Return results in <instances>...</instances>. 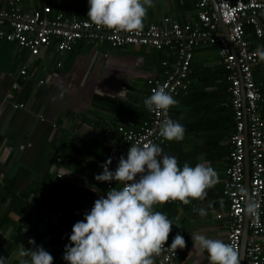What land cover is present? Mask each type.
<instances>
[{
	"label": "crops",
	"instance_id": "1",
	"mask_svg": "<svg viewBox=\"0 0 264 264\" xmlns=\"http://www.w3.org/2000/svg\"><path fill=\"white\" fill-rule=\"evenodd\" d=\"M8 1L0 0V8H6ZM55 2L63 9L54 10ZM47 4L52 15L88 20L87 0L19 2L25 11ZM67 5L69 14H65ZM195 16L193 0H153L144 28L164 18L182 24ZM244 35L251 48L264 47L250 27ZM174 59L168 49L111 48L83 41L61 55L51 44L32 57L24 47L0 39V256L7 264H19L17 246L32 248L30 239L53 256V264H66L62 257L72 226L107 193L94 177L102 173L108 147L117 141L115 127L146 121L147 80L163 78ZM20 69L25 71L23 77L18 75ZM252 73L261 95L258 112L264 123V61L258 58ZM224 76L217 47L196 46L188 94L176 97L178 104L170 111V118L185 128V136L179 142L165 141L163 151L175 156L181 167L185 162L193 167L207 162L219 178L203 201L155 206L173 221L169 236L179 233L186 241L187 246L178 249L176 264H209L207 252L201 254L193 247V233L227 243L228 202L222 182L233 117ZM14 81L19 82L17 91L10 90ZM15 104L23 106L14 109ZM201 207L207 211L204 217L196 211ZM259 243L264 264V233Z\"/></svg>",
	"mask_w": 264,
	"mask_h": 264
},
{
	"label": "built area",
	"instance_id": "2",
	"mask_svg": "<svg viewBox=\"0 0 264 264\" xmlns=\"http://www.w3.org/2000/svg\"><path fill=\"white\" fill-rule=\"evenodd\" d=\"M193 1L196 8L194 20L180 24L164 18L161 23L147 25L138 33H129L98 27L91 24L89 19L75 20L60 14L52 15L48 4L25 11L19 5L20 0H10L6 8H0V39L24 47L32 57L41 54L51 44L55 53L61 55L70 51L78 41L89 45L105 44L111 48L132 46L171 50L175 59L170 70H165L161 79L147 80V86L148 97L152 89L166 86V91L173 98L178 93L187 92L193 49L198 45L216 46L225 72L228 107L233 117L232 134L228 140L230 149L222 182V194L228 202L226 241L239 254L245 203L244 155L247 154L248 202L258 205L259 218L257 220L248 215L242 264H262L259 240L264 233V123L258 112L261 95L252 73L258 56L254 55L256 49L249 46L244 31L250 27L256 40L264 42V3L260 0H214V13L209 0ZM216 16L226 26L227 36L223 34ZM161 65L165 67L166 61H162ZM24 74V69H20L18 75L23 77ZM18 89L19 82H12L10 90ZM22 106L15 104L12 107L16 109ZM170 111L171 108L166 113L148 111V121L137 126L132 122H128L127 126H116L117 141L108 147V159L111 158L114 165L109 170H115L121 156L127 158V150L133 144L142 146L152 142L164 146L166 140L159 136V128L163 120L170 118ZM109 131L106 130V134ZM101 183L106 191L115 185L123 187L114 181ZM177 202L170 201L167 204ZM173 238L169 236L166 248L156 257L155 264L177 263L178 249L170 248Z\"/></svg>",
	"mask_w": 264,
	"mask_h": 264
},
{
	"label": "clouds",
	"instance_id": "3",
	"mask_svg": "<svg viewBox=\"0 0 264 264\" xmlns=\"http://www.w3.org/2000/svg\"><path fill=\"white\" fill-rule=\"evenodd\" d=\"M87 3L91 24L129 33L143 30L148 9L153 6V0H87ZM254 55L264 61V47L258 46ZM143 103L150 112L166 113L178 101L166 91V86H158ZM159 136L169 142H179L184 139L185 128L168 118L161 123ZM111 163L109 158L102 164V173L94 179L114 181L123 187L109 189L72 226L62 257L66 264H155L156 257L166 248L173 227V221L165 213L156 211L155 206L170 201L184 205L193 200L203 201L208 190L219 182L218 173L207 162L196 163L194 167L185 162L181 167L175 156L166 154L152 142L130 146L127 158L121 156L114 171L109 170ZM196 211L201 217L207 215L203 207ZM245 212L258 220L255 202H248ZM11 233L9 228L8 234ZM191 239L201 254L207 252L209 264H239L238 251L232 244L200 233H193ZM28 243L33 247L17 246L19 264H53V256L42 246H35L34 239ZM186 246L184 237L178 233L170 248L177 250ZM0 264H7L5 257L0 256Z\"/></svg>",
	"mask_w": 264,
	"mask_h": 264
},
{
	"label": "water",
	"instance_id": "4",
	"mask_svg": "<svg viewBox=\"0 0 264 264\" xmlns=\"http://www.w3.org/2000/svg\"><path fill=\"white\" fill-rule=\"evenodd\" d=\"M212 4V10L214 13H216V7L214 0H210ZM218 20V24L220 25V28L225 36H227V28L226 26H223L216 16ZM246 146V144H245ZM244 194H245V203H244V213H243V226H242V233H241V245H240V251H239V264H242L243 262V253H244V247L246 242V236H247V220L248 215L245 212L246 204L248 203V165H247V154L244 155Z\"/></svg>",
	"mask_w": 264,
	"mask_h": 264
},
{
	"label": "trees",
	"instance_id": "5",
	"mask_svg": "<svg viewBox=\"0 0 264 264\" xmlns=\"http://www.w3.org/2000/svg\"><path fill=\"white\" fill-rule=\"evenodd\" d=\"M65 8H66V12H65V14H66V13L69 14V13H70V7H69V5L65 6ZM60 9H63V5H62V4H56V2H55L54 10H58V11H59ZM156 51H162V49H161V50H156ZM187 94H188V89H187L186 94L178 93V95L174 96V99H175L176 97H178V96H179V97H181V96L185 97V96H187ZM145 120H146V121L149 120V114H148V117H147ZM141 121H142V120H141ZM141 121H138L137 123H135V122H133V121H128V122H132V123H134V125L137 126V125H139V124L142 123ZM128 122L125 123L124 126H127ZM143 122H144V121H143ZM228 147H229V144H228ZM229 149H230V147H229ZM229 149H228V151H229Z\"/></svg>",
	"mask_w": 264,
	"mask_h": 264
}]
</instances>
